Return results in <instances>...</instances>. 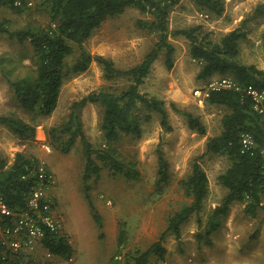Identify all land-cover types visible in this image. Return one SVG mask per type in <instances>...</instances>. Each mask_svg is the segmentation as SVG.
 Segmentation results:
<instances>
[{
  "label": "rangeland",
  "instance_id": "374dc122",
  "mask_svg": "<svg viewBox=\"0 0 264 264\" xmlns=\"http://www.w3.org/2000/svg\"><path fill=\"white\" fill-rule=\"evenodd\" d=\"M224 6L223 14L214 16L199 9L192 0H178L170 9L169 29L198 25L212 41L218 42L224 34L246 21L247 38L239 43L237 60L264 70V0H224ZM31 11L16 13L1 9L0 19H7L6 25L11 30L26 23L40 25L45 15L36 12L35 7ZM150 18L151 15L137 9H126L123 14L105 21L85 42V48L91 54L111 59L118 68L132 67L157 40L154 33L137 25V20ZM168 39L175 48L172 69L165 67L161 53L140 91L164 100L170 130L161 126L157 114H152L151 120L142 125L141 138L121 136L116 143H107L100 129L101 108L88 104L80 112L82 131L93 148H111L116 159L127 165L133 164L140 175L138 180H128L108 167H102L99 176L90 179V197L101 218L102 238L81 189L84 160L80 143L77 141L68 153H61L51 148L46 132L66 119L73 101L90 91L108 86L122 88L126 83L106 81L101 68L93 62L84 73L64 80L56 110L50 117L38 121L33 140L20 141L0 125V159L9 165L15 154L21 152L43 161L52 173L54 183L48 191L62 219L61 232L68 236L74 249L71 259L61 260L37 248L20 259L22 264H134L128 256L146 250L159 238L168 217L190 202L179 182L190 172L193 159L205 151L207 139L221 131V119L226 111L207 105L205 99L209 84L222 76L198 80L201 65L191 58L189 41L172 35ZM31 56L32 48L28 42L20 44L0 35V116L14 115L31 122L30 113L17 103L8 83L33 72ZM171 103L198 116L205 125V134L190 130L185 118L173 111ZM45 144L50 153L43 150ZM158 151H162L167 161L169 175V181L160 193L156 186ZM229 164L220 155L203 158L209 192L201 213L193 215L182 226L180 244L174 235L166 236L164 261L153 257L148 264H264V209L253 218L243 212L244 203H235L213 235L211 247H199L195 242V235L200 230L198 220L204 225L226 194L217 178ZM108 200L110 205L106 203ZM120 235L123 243L119 244Z\"/></svg>",
  "mask_w": 264,
  "mask_h": 264
},
{
  "label": "trees",
  "instance_id": "16d2710c",
  "mask_svg": "<svg viewBox=\"0 0 264 264\" xmlns=\"http://www.w3.org/2000/svg\"><path fill=\"white\" fill-rule=\"evenodd\" d=\"M192 1L199 9L214 16H221L225 9L224 0ZM14 2L0 0V10L31 13L35 7L36 12L45 15L40 25L26 23L14 30L6 25L7 19H0V35H6L20 44L28 42L32 48L33 72L8 81L17 103L30 113L31 122L14 115L0 116V125L20 141L34 139L38 121L50 117L56 110L64 80L84 73L91 63L101 68L106 81L126 83L122 88L108 86L90 91L73 101L66 119L46 132L51 148L61 153H68L77 141L80 143L84 160L81 189L93 221L99 228L100 238L103 237L101 218L90 197V179L98 177L102 167H108L128 180H138L140 175L133 164L127 165L116 159L111 148H93L82 131L80 112L88 104H96L101 108L100 129L107 143H116L121 136L141 138L142 125L151 120L152 114H157L161 126L170 130L164 100L140 91L161 53L164 55L165 67L172 69L175 48L169 42V35L189 41L191 58L201 65L198 80L219 75L229 78L238 89L209 90L205 103L223 108L226 112L221 119L220 133L207 139L205 151L193 159L190 172L179 182L190 202L168 217L166 227L154 243L128 258L134 264H148L153 257L164 261L166 236L174 235L180 244L182 226L193 215L201 213L209 192L208 175L202 166L205 156H224L230 164L217 178L218 183L226 189L225 196L209 214L204 225L198 220L200 230L195 235V242L199 247L213 245V235L221 228L233 204L244 203L243 212L253 218L264 209V121L253 108L252 98L246 93L249 88L264 89V70L237 60L239 43L247 38L246 21L214 42L198 25L169 29L170 9L178 0H35L31 7L26 5L27 0H21L20 6H15ZM129 8L151 15L150 19L137 20V25L142 30L154 33L157 40L138 64L121 69L111 59L91 54L84 44L105 21L123 14ZM170 105L174 112L185 118L190 130L199 135L205 134V125L198 116L181 110L174 103ZM244 133L250 134L255 144L248 151H242L241 135ZM37 163V159L21 152L15 154L9 165L0 159V195L14 210L24 207L32 185V178L22 180L21 177ZM168 181V164L162 151H158L156 186L159 193ZM122 238L120 235L119 244L123 243ZM39 247L61 260H69L74 255L68 236L62 232H46ZM4 263L15 264L8 260ZM0 264L3 263L0 261Z\"/></svg>",
  "mask_w": 264,
  "mask_h": 264
},
{
  "label": "built area",
  "instance_id": "2783aa9c",
  "mask_svg": "<svg viewBox=\"0 0 264 264\" xmlns=\"http://www.w3.org/2000/svg\"><path fill=\"white\" fill-rule=\"evenodd\" d=\"M21 0H15V6L21 5ZM26 5L31 7L33 2L27 0ZM234 84L229 78L221 77L209 84L210 89L231 88ZM238 89V87H234ZM246 93L253 100V108L264 121V89H246ZM242 151L253 149L254 141L250 134L241 135ZM46 153H50L48 145H42ZM32 178V185L25 198L23 208H11L0 195V261H12L22 264L20 259L40 248V241L46 232H61V220L56 214V206L49 193L54 180L43 161H38L21 179ZM107 205L111 202L108 200Z\"/></svg>",
  "mask_w": 264,
  "mask_h": 264
},
{
  "label": "crops",
  "instance_id": "0c3cea01",
  "mask_svg": "<svg viewBox=\"0 0 264 264\" xmlns=\"http://www.w3.org/2000/svg\"><path fill=\"white\" fill-rule=\"evenodd\" d=\"M56 214L59 216V214H58V212H57V209H56ZM59 218H60V220H62L60 216H59ZM76 232H78V231H76ZM33 252H34V251H33ZM33 252H32V253H33ZM29 255H30V254H29ZM27 256H28V255H27Z\"/></svg>",
  "mask_w": 264,
  "mask_h": 264
}]
</instances>
